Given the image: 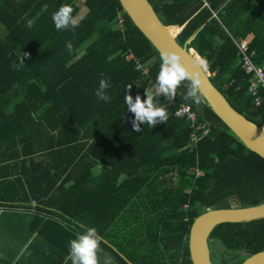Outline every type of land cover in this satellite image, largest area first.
<instances>
[{"label":"trees","instance_id":"trees-1","mask_svg":"<svg viewBox=\"0 0 264 264\" xmlns=\"http://www.w3.org/2000/svg\"><path fill=\"white\" fill-rule=\"evenodd\" d=\"M148 1L166 27L183 28L176 41L198 54L230 105L263 127L264 90L256 105L234 41L249 42L264 67V0ZM62 4L76 25L57 30L51 15ZM121 11L118 0H0V209L34 211L35 230L66 256L68 241L94 227L120 264H192L198 217L264 203V160L202 99L186 100L183 83L172 100L159 98L167 121L133 131L126 86L143 100L159 53L126 13L119 28ZM101 75L108 103L94 95ZM185 103L210 125L195 148L175 117ZM209 249L213 264H242L264 251V219L216 227Z\"/></svg>","mask_w":264,"mask_h":264},{"label":"water","instance_id":"water-1","mask_svg":"<svg viewBox=\"0 0 264 264\" xmlns=\"http://www.w3.org/2000/svg\"><path fill=\"white\" fill-rule=\"evenodd\" d=\"M134 26L159 53L177 54L189 70H200L202 91L200 99L214 115L251 152L264 160V129L237 112L224 95L213 85L203 61L194 50L182 47L154 11L148 0H118ZM264 219V203L248 208L210 209L198 217L190 230L189 253L192 264H213L209 242L216 227L223 224H239ZM242 264H264V251L249 256Z\"/></svg>","mask_w":264,"mask_h":264},{"label":"clouds","instance_id":"clouds-1","mask_svg":"<svg viewBox=\"0 0 264 264\" xmlns=\"http://www.w3.org/2000/svg\"><path fill=\"white\" fill-rule=\"evenodd\" d=\"M72 10L67 5H61L52 13L51 19L57 30L69 29L75 27L76 20L72 16ZM187 43V42H185ZM66 48L71 50V43H66ZM27 53H21L20 62L17 68L24 66V58ZM201 64L204 62L201 61ZM189 70L182 63L181 58L170 52H162L159 55V67L155 76V82L151 87L144 88V99L138 94L133 98L129 93L132 86H126V94L123 102L126 111L133 114L131 124L133 131H140V125L147 124L153 127L158 123L167 121L165 109L162 107L160 97L164 96L167 100L176 97V89L182 83L184 84L185 99L192 102H199L202 81L200 70ZM110 87L107 79L101 75L98 86L94 89V95L100 101L108 103L110 100L107 89ZM155 101V102H154ZM100 243V237L94 227H87L82 233H77L74 239L68 241V255L71 258V264H98L97 249ZM106 264H110L107 261Z\"/></svg>","mask_w":264,"mask_h":264},{"label":"crops","instance_id":"crops-1","mask_svg":"<svg viewBox=\"0 0 264 264\" xmlns=\"http://www.w3.org/2000/svg\"><path fill=\"white\" fill-rule=\"evenodd\" d=\"M171 27L177 35L183 29ZM34 220V211L0 209V264H71L69 255L35 230ZM96 254L98 264H120L100 244Z\"/></svg>","mask_w":264,"mask_h":264},{"label":"built area","instance_id":"built-area-1","mask_svg":"<svg viewBox=\"0 0 264 264\" xmlns=\"http://www.w3.org/2000/svg\"><path fill=\"white\" fill-rule=\"evenodd\" d=\"M88 1L92 0H80L82 5L86 4ZM109 1V0H106ZM124 10L118 13V25L121 28L125 22ZM238 49V55L241 62V67L247 75L251 76V85L249 88V94L255 98L256 105L260 104V99L258 97V90L261 88L264 90V67L256 65L253 62V53L250 52L249 42L244 40L234 41ZM128 62H134L142 76L148 77L149 69L146 65L141 63L132 53L126 56ZM175 117L177 119L183 120L189 124L192 130L190 136V146L192 148L197 147L199 141L210 135V125L209 123H199L198 122V112L194 111L190 105L181 104L178 106L175 112ZM264 129V126L262 127ZM196 176H202L200 170H195Z\"/></svg>","mask_w":264,"mask_h":264},{"label":"bare ground","instance_id":"bare-ground-1","mask_svg":"<svg viewBox=\"0 0 264 264\" xmlns=\"http://www.w3.org/2000/svg\"><path fill=\"white\" fill-rule=\"evenodd\" d=\"M171 33H173V35H176L177 36V33L176 32L171 31Z\"/></svg>","mask_w":264,"mask_h":264},{"label":"rangeland","instance_id":"rangeland-1","mask_svg":"<svg viewBox=\"0 0 264 264\" xmlns=\"http://www.w3.org/2000/svg\"><path fill=\"white\" fill-rule=\"evenodd\" d=\"M83 11H84V9H83ZM218 249V248H217Z\"/></svg>","mask_w":264,"mask_h":264}]
</instances>
